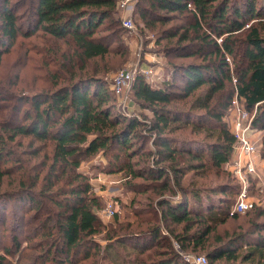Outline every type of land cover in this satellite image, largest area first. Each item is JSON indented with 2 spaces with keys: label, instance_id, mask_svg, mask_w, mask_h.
<instances>
[{
  "label": "trees",
  "instance_id": "1",
  "mask_svg": "<svg viewBox=\"0 0 264 264\" xmlns=\"http://www.w3.org/2000/svg\"><path fill=\"white\" fill-rule=\"evenodd\" d=\"M28 2L27 27L34 26L32 30L38 28L53 41L72 48V53L65 54L54 43L53 56L45 62L60 63L69 72L66 82L58 84L55 74L50 87L17 96L11 110L14 114L0 123V161L14 159L6 143L19 136L42 143L31 153L35 156L44 151V155L29 170L23 164L4 169L22 171L16 191L10 196L0 194V200L15 202L24 212L32 210L27 216L24 213L23 220L30 222L33 237L57 244L45 249L42 257L48 259L52 254L60 264H71L84 253L86 258L101 256L115 264H132V260L122 259L118 248L136 253L139 262L144 247L156 244L155 253L146 255L147 264H188L173 246L175 241L182 253L204 251L210 264H264V235L259 234L264 222L252 223L257 234L242 253L237 249L247 241L246 234L228 238L216 234L219 225L239 214L255 210L256 217L264 215V208L257 204L243 213L230 214L240 183L228 169L236 140L224 119L237 94L250 112L255 110L252 127L264 130V0H148V14L165 11L157 15L161 23L188 14L192 23L180 34L171 32L168 36L176 37L177 43L167 48L185 57H200V61L178 66L182 77L178 90L169 88V82L155 87L143 76L134 79L133 95L141 108L151 112L149 122L119 110L98 70L85 72L89 61L110 53L108 36L100 31L105 20H114L118 0ZM18 6L16 0H0V61L17 36L25 33ZM211 34L220 41L210 38ZM75 66L84 72L76 73ZM22 103L28 108L16 119ZM98 153L107 159L102 167L105 172H131L130 190L153 192L159 214L156 222L146 221L147 227L136 233L127 228L142 223L137 217L124 227L118 224V230L107 232L104 245L93 238L101 226L95 211L99 199L88 175L79 170L82 161ZM261 158L264 161V149ZM187 173L205 179L224 175L227 180L184 183ZM1 175L0 170V179ZM45 199L51 206H44ZM4 216L5 206L0 211L3 224ZM18 227L19 221H14L13 229ZM210 238L214 240L211 245ZM127 244L132 248L127 249ZM4 260L0 254V264Z\"/></svg>",
  "mask_w": 264,
  "mask_h": 264
},
{
  "label": "rangeland",
  "instance_id": "2",
  "mask_svg": "<svg viewBox=\"0 0 264 264\" xmlns=\"http://www.w3.org/2000/svg\"><path fill=\"white\" fill-rule=\"evenodd\" d=\"M19 3L18 13L22 17L21 22L23 24V32L17 36L12 45L9 46L0 61V123L8 121L14 114L12 108L16 102L17 96L30 95L36 90H41L45 87H50L53 82V75H59L58 84L65 83V78L68 77L69 72L60 67V63L54 65L53 62L46 65V60L52 58L50 50L56 45H59L60 50L64 51L65 54L72 53L71 46L69 47L62 41H53L47 34H44L40 29L34 26H28L27 17L28 13V0H16ZM149 2L148 0H133L132 9L130 16L133 21V30H127L121 25L122 11L117 9L114 15V20L108 19L104 21L101 27V34L108 36L110 45V53L103 59H96L89 61L85 69L86 73H92L93 70H98V75H103L107 81L110 95L113 99L117 100V97L112 93L111 90V78L118 69H131L134 66L141 67L143 69L155 68L157 72L150 74L144 79L155 87H160L163 83H168L169 88L178 90L182 84L181 71L178 66L183 63L191 61H200V57H185L183 53H175L169 48L170 44L177 43L176 37H169L171 32H177L180 34L185 28V25L191 24L192 21L187 13H181L178 17H175L168 23H161L156 20L159 14H166L165 11L156 9V13L148 14ZM142 11L146 15L142 14ZM118 20V21H116ZM253 20L249 21V23ZM193 30L189 33L192 35ZM201 32V31H200ZM214 34L210 35V38H216ZM217 41L220 39L217 37ZM189 42V41H188ZM192 42H197L192 41ZM182 42L180 44H186ZM230 66L232 67V60L227 58ZM76 73H83L75 66ZM140 74H135L134 79ZM233 78L235 77L232 73ZM132 81L129 88L126 90V106L125 112L129 115H135L139 119L151 120V112L148 109L141 108L135 100L133 95ZM234 82V80H233ZM6 98V99H4ZM11 98V99H9ZM28 108L27 103H22L19 106V111L16 112L14 118L19 119L23 117L24 110ZM224 119L228 122L231 128V112L225 115ZM252 137L257 142V154H259L260 160L262 150L264 149V130H257L253 128ZM8 148L14 152V159L8 157L6 161H0V170L2 171L0 179V194L9 195V193L15 192L17 189V181L21 174V171L17 172H6L4 169H10L14 164H23L26 168H31L35 162H39L44 151H41L38 155H33V148L40 146V141L31 140L29 136H19L15 141H9ZM49 149H47L48 151ZM17 160V161H16ZM264 162V161H263ZM48 163V161H47ZM107 163V159L101 155L96 154L86 158L81 162L79 170L83 171L88 175L90 183L93 187V193L98 196L99 208L95 211L101 210L106 203V199L109 197V193L115 195L119 200L118 210L115 217L111 219H105L101 215L97 214L99 223L101 226L98 229V233L93 236L94 240L104 245L107 243L106 234L111 230H118L122 225L126 226L128 221L132 222L137 217L142 223L136 224L132 227L127 228L128 231L137 232L144 229L148 225V220L156 222L158 213L156 211V195L151 191L147 192H134L127 187L131 172L129 170H123L118 172H105L103 166ZM32 170L29 171L31 173ZM227 177L224 175L221 177L211 176L207 179L197 176L195 173H187L183 177V182L192 180L193 182H200L207 180V182L213 183L218 180H225ZM227 180V179H226ZM251 180H255L253 177H249L248 181V194L249 198L253 200L254 204L264 208V191L261 189L259 181L251 185ZM264 180V178H263ZM140 179H136L135 182H140ZM36 189V188H35ZM103 191V192H101ZM10 196V195H9ZM166 196H170L166 192ZM236 196V195H235ZM234 196V198H235ZM5 197V196H4ZM8 198V197H6ZM236 199V198H235ZM44 206H51L48 199H45ZM233 204V203H232ZM5 206V224L0 221V254L5 256L3 264H60L56 257L51 254L48 259L42 257L45 253V249L50 246H57L56 243L52 244V239L42 241L41 237H33L31 235L30 222L25 220L27 215L32 213V210L28 209L24 212L23 208L16 206L15 202H8L6 199L0 200V211ZM223 206V205H222ZM154 207L156 209H154ZM24 213H27L24 216ZM137 215H136V214ZM25 219L23 220V218ZM1 218V217H0ZM19 221V227L14 230L13 222ZM117 221V222H116ZM258 221L264 222V215L260 217L255 216V210L246 214H239L236 219H228L225 224L217 227V233L222 238H228L235 234L243 233L247 236V241L243 245H239L237 252H244L248 242H252V238L256 236L252 223ZM29 222V223H27ZM119 224V225H118ZM36 224H32L34 227ZM161 229L165 235H169L168 232L161 226ZM264 235V229H261L260 233ZM14 238L18 246L14 243ZM170 236L168 237L169 240ZM171 239V238H170ZM214 243V240L210 238L209 244ZM176 243L173 241V246L176 248ZM154 245L144 247L146 250L138 257L140 261L145 260L144 264H147L150 259L146 257L147 254H154ZM4 248L8 249L9 252H5ZM126 248H132L131 245H126ZM178 251L182 254V257L186 254H194L191 250L186 253H182L177 246ZM122 254L123 260H132V264L139 263L136 260V253L128 252L125 249H117ZM264 250V247H263ZM199 254H206L204 251L198 249L193 251ZM264 252V251H263ZM100 256V255H98ZM157 259V257H156ZM220 262H223L221 260ZM71 264H115L110 259H103V257H88L84 256V253L77 255ZM127 264V263H126ZM210 264V260H208ZM249 264V263H245ZM254 264V263H253Z\"/></svg>",
  "mask_w": 264,
  "mask_h": 264
},
{
  "label": "built area",
  "instance_id": "3",
  "mask_svg": "<svg viewBox=\"0 0 264 264\" xmlns=\"http://www.w3.org/2000/svg\"><path fill=\"white\" fill-rule=\"evenodd\" d=\"M133 0H118L117 6L122 11L121 25L127 30H133V21L130 16ZM157 72L155 68L143 69L134 66L131 69H118L111 78V89L117 97V107L124 114L126 113V95L125 92L134 80L135 74L148 77ZM158 73V72H157ZM235 81V80H234ZM233 119L231 120V130L233 132L236 144L233 150L232 158L228 163V169L237 177L240 183V190L237 198L231 207L230 214L243 213L254 206L253 200L249 198L248 181L253 177L261 182V189L264 191L263 176L256 166L257 142L252 137V119L255 110L250 112L244 103V99L235 94L231 100L230 111ZM103 192V191H101ZM119 200L115 195L109 193L105 206L97 211L105 219L115 217L118 210ZM177 249V245H176ZM183 259L188 264H208L207 257L204 254H186Z\"/></svg>",
  "mask_w": 264,
  "mask_h": 264
},
{
  "label": "crops",
  "instance_id": "4",
  "mask_svg": "<svg viewBox=\"0 0 264 264\" xmlns=\"http://www.w3.org/2000/svg\"><path fill=\"white\" fill-rule=\"evenodd\" d=\"M232 119H233V116H232ZM256 155H257L255 157L256 158V166L258 168V171H260V173L262 174V176L264 178V162H263V160L262 161L260 160L259 154H256Z\"/></svg>",
  "mask_w": 264,
  "mask_h": 264
}]
</instances>
